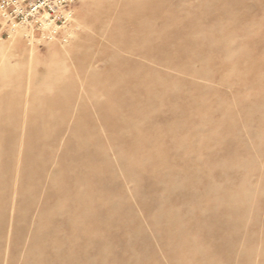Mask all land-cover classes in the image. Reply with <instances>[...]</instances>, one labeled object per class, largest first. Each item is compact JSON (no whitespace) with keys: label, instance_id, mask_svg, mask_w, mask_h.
Wrapping results in <instances>:
<instances>
[{"label":"rangeland","instance_id":"1","mask_svg":"<svg viewBox=\"0 0 264 264\" xmlns=\"http://www.w3.org/2000/svg\"><path fill=\"white\" fill-rule=\"evenodd\" d=\"M0 264H264V0L0 29Z\"/></svg>","mask_w":264,"mask_h":264},{"label":"built area","instance_id":"2","mask_svg":"<svg viewBox=\"0 0 264 264\" xmlns=\"http://www.w3.org/2000/svg\"><path fill=\"white\" fill-rule=\"evenodd\" d=\"M76 0H0V29L10 38L24 26L52 39L73 20Z\"/></svg>","mask_w":264,"mask_h":264},{"label":"bare ground","instance_id":"3","mask_svg":"<svg viewBox=\"0 0 264 264\" xmlns=\"http://www.w3.org/2000/svg\"><path fill=\"white\" fill-rule=\"evenodd\" d=\"M31 88H32L31 85H29V89H30V90H31Z\"/></svg>","mask_w":264,"mask_h":264}]
</instances>
